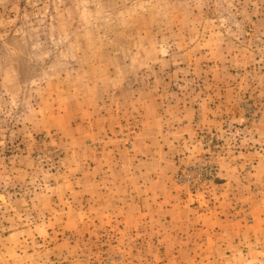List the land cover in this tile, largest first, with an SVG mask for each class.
Returning <instances> with one entry per match:
<instances>
[{
    "label": "rangeland",
    "instance_id": "rangeland-1",
    "mask_svg": "<svg viewBox=\"0 0 264 264\" xmlns=\"http://www.w3.org/2000/svg\"><path fill=\"white\" fill-rule=\"evenodd\" d=\"M0 264H264V0H0Z\"/></svg>",
    "mask_w": 264,
    "mask_h": 264
}]
</instances>
